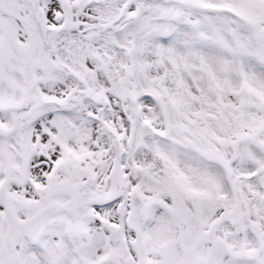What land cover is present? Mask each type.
Instances as JSON below:
<instances>
[{
	"label": "snow or ice",
	"instance_id": "1",
	"mask_svg": "<svg viewBox=\"0 0 264 264\" xmlns=\"http://www.w3.org/2000/svg\"><path fill=\"white\" fill-rule=\"evenodd\" d=\"M0 264H264V0H0Z\"/></svg>",
	"mask_w": 264,
	"mask_h": 264
}]
</instances>
